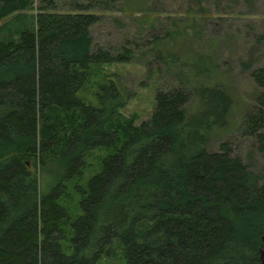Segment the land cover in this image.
<instances>
[{"label": "trees", "instance_id": "obj_1", "mask_svg": "<svg viewBox=\"0 0 264 264\" xmlns=\"http://www.w3.org/2000/svg\"><path fill=\"white\" fill-rule=\"evenodd\" d=\"M52 2L0 0V264H97L114 239L123 264L257 263L264 175L225 142L208 149L232 104L209 57L188 45L159 52L179 84L155 90L149 118L134 125L120 112L131 93L100 72L133 51L93 46L97 15ZM172 25L169 39L193 22ZM251 76L257 107L244 123L264 152V64ZM92 83L89 102L81 92ZM99 149V170L82 181Z\"/></svg>", "mask_w": 264, "mask_h": 264}, {"label": "rangeland", "instance_id": "obj_2", "mask_svg": "<svg viewBox=\"0 0 264 264\" xmlns=\"http://www.w3.org/2000/svg\"><path fill=\"white\" fill-rule=\"evenodd\" d=\"M52 1L51 6L56 11H72L74 5H81L97 15V21L89 27L93 46L111 53L121 46L133 51L130 62L102 65L100 72L117 74L131 93L120 112L124 117L131 116L134 125L149 118L155 90H168L179 84L173 68L166 67L158 57L159 52L180 55L188 45L187 53L195 50L207 55L214 66V81L221 83L232 98L228 117L209 138L208 149L216 151L218 144L225 142L230 156L238 157L248 169L264 175V152L244 123L245 115L257 107L254 96L258 89L251 71L264 64V0ZM150 17L155 20L150 22ZM178 19L188 24L193 22V25L188 27L186 35L178 34L169 39L165 32L177 29L172 21ZM192 31L196 35H191ZM156 37L162 41L153 42ZM95 80H101V73ZM91 85H87L81 95L94 102L92 93L96 85ZM191 100L192 93L186 106ZM105 152L99 149L87 154L82 181L99 170V159ZM47 183L41 176V189ZM109 251V255H101L97 264H123L122 247L116 239L112 240Z\"/></svg>", "mask_w": 264, "mask_h": 264}, {"label": "water", "instance_id": "obj_3", "mask_svg": "<svg viewBox=\"0 0 264 264\" xmlns=\"http://www.w3.org/2000/svg\"><path fill=\"white\" fill-rule=\"evenodd\" d=\"M262 247L259 249V260L255 264H264V234L260 237Z\"/></svg>", "mask_w": 264, "mask_h": 264}]
</instances>
